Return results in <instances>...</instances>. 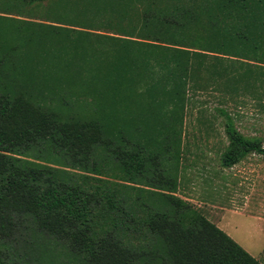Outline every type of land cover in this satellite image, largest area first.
I'll list each match as a JSON object with an SVG mask.
<instances>
[{"label": "trees", "instance_id": "1", "mask_svg": "<svg viewBox=\"0 0 264 264\" xmlns=\"http://www.w3.org/2000/svg\"><path fill=\"white\" fill-rule=\"evenodd\" d=\"M5 1L12 19L43 6L64 22L32 23L0 68V264L26 258L27 235L57 264H262L178 193L190 93L264 105V0ZM217 112L224 169L264 156ZM122 124L145 142L112 150Z\"/></svg>", "mask_w": 264, "mask_h": 264}, {"label": "rangeland", "instance_id": "2", "mask_svg": "<svg viewBox=\"0 0 264 264\" xmlns=\"http://www.w3.org/2000/svg\"><path fill=\"white\" fill-rule=\"evenodd\" d=\"M3 3L6 1L0 0V5ZM33 12L36 14L30 16L31 20L28 15L24 19H12L0 14L6 16H0V68H6L11 57L28 49L31 31L38 26L32 23L46 21L48 25L55 23L59 26L64 22L43 6L37 11L32 9ZM12 45L16 47L15 52H12ZM35 47L38 45H33L30 52L39 57V53L33 50ZM190 99L183 131L182 163L186 170L181 174L182 187L178 194L264 264V156L251 155L235 167L224 169L220 158L229 140L224 120L217 112L222 108L228 110L242 134L260 138L264 145V105L250 97L236 104L212 91L197 95L190 93ZM123 127L122 124L117 135L125 137L126 141L116 144L112 150L119 146L126 149L128 141L136 145L145 142L141 129L132 125H127L126 130ZM103 175L112 181H132L130 175ZM16 244L18 254L27 255L26 258L12 255L16 264H57L49 263L47 255L54 253L44 251L45 243L40 237L27 235Z\"/></svg>", "mask_w": 264, "mask_h": 264}, {"label": "crops", "instance_id": "3", "mask_svg": "<svg viewBox=\"0 0 264 264\" xmlns=\"http://www.w3.org/2000/svg\"><path fill=\"white\" fill-rule=\"evenodd\" d=\"M20 19H22V18H20Z\"/></svg>", "mask_w": 264, "mask_h": 264}]
</instances>
